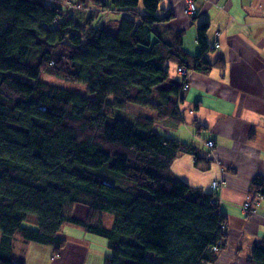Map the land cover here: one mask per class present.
<instances>
[{
    "label": "trees",
    "instance_id": "obj_1",
    "mask_svg": "<svg viewBox=\"0 0 264 264\" xmlns=\"http://www.w3.org/2000/svg\"><path fill=\"white\" fill-rule=\"evenodd\" d=\"M97 1L125 14L116 35L92 27L83 6L0 0V264H82L80 250H92L65 228L106 240L107 254L94 251L100 264H215L211 248L223 249L226 238L215 196L169 175L172 161L199 152L154 130L181 124L171 100L178 84L160 87L171 64L202 75L225 68L206 41L208 24L197 25L198 53L188 56L178 37H159L156 24L171 17L161 16L159 0ZM197 1L186 15L183 0V14L194 17ZM40 73L84 84L88 95L43 83ZM249 194L264 199V176ZM76 205L87 209L83 220L72 217ZM30 218L35 228L24 226ZM38 248L44 255L28 260ZM247 264H264V239Z\"/></svg>",
    "mask_w": 264,
    "mask_h": 264
},
{
    "label": "crops",
    "instance_id": "obj_2",
    "mask_svg": "<svg viewBox=\"0 0 264 264\" xmlns=\"http://www.w3.org/2000/svg\"><path fill=\"white\" fill-rule=\"evenodd\" d=\"M77 1L92 17V27L117 34L120 21L100 20L103 15L123 17L124 13L100 7L97 0H65L62 4L71 8ZM183 6V0H159L164 10L161 16L171 15L156 24L159 37L164 41L178 37L180 51L194 56L198 53L197 25L207 22L206 41L210 46L220 34L214 54L225 68L217 66L207 75L190 71V87L180 103V126L169 129L156 124L155 131L199 152L196 159L182 155L172 161L169 175L173 181L210 194L211 182L220 180L226 238L223 249L216 252L215 264H247L251 248L264 239V200L251 196L254 212L244 216L240 211L251 201L252 180L264 176V0H198L192 18L183 14ZM175 67L169 66L168 79L160 87L179 84ZM206 139L214 141L215 160L206 154ZM80 251L85 255L82 264H100L102 257L96 252Z\"/></svg>",
    "mask_w": 264,
    "mask_h": 264
},
{
    "label": "rangeland",
    "instance_id": "obj_3",
    "mask_svg": "<svg viewBox=\"0 0 264 264\" xmlns=\"http://www.w3.org/2000/svg\"><path fill=\"white\" fill-rule=\"evenodd\" d=\"M60 2H61L60 0H54L53 1V5L59 4V5L63 6V4L60 3ZM70 7H71V9L72 8H75V6H73V5L70 6ZM121 18L122 17H118V16L115 17L113 15H103L101 17V20L100 21L103 23V22H105V21L108 20V21H110V22L113 23L115 21H120ZM168 73H169V70H168ZM14 76L17 77V78H19V79H23V80L26 79L25 77L20 76V75H14ZM38 80L41 81V82H43V83H46V84H49V85H53V86H56V87H59L61 89H65V90H68V91H71V92H74V93L88 95L86 85L81 84V83L72 82V81H69V80H66V79L58 78V77H55V76L50 75V74H47V73H40V75L38 76ZM187 91L188 90L182 92L181 95H183ZM108 100H110V99H108ZM171 100H172L173 104L175 103V105L177 106L178 116L181 119V112H180V103L182 102L181 101V98L178 97L177 99H174L173 98ZM151 101L152 102H156V99L153 97L151 99ZM126 106H127V109L129 111L134 112L136 114H139L142 117H145V118H148V119H152V120H154L156 118L154 111H152L148 107L135 106V105H132L130 103L126 104ZM181 121H182V119H181ZM159 126H156V124H155L154 125V130H156V127H159ZM203 144H204V147L206 149L207 156H209L210 153L213 154V152H214L213 151L214 150V145H215L214 144V141L211 140V139H206V140H203ZM182 155H189V154H182ZM182 155H180V156H182ZM190 156H192V155H190ZM209 158L210 159L212 158V159L215 160L214 155H211V157L209 156ZM99 173H100V175H102L104 177L117 178L118 179V176H113L105 168L99 170ZM215 181L220 182V180H215ZM127 186H132V184L128 183ZM248 199L251 200V196H248ZM75 207L76 208H75V212H74L73 218L76 219V220H79L78 218L85 217V215L87 213V209L83 205H76ZM240 211H241V214L242 215H244V216H250V213L247 210H240ZM83 213H84V215H83ZM109 215L110 214H108V213H103L102 214V218H103L102 219V222L103 223H106V221H108V217L107 216H109ZM33 219L34 218H30V220L26 221L24 223V226L27 227V228H32V227L35 228V224L33 223ZM81 220H83V219H81ZM110 225H111V223L108 224L107 227H110ZM71 228H73V227H71ZM74 230H76L77 232H80V233H74V234L69 233V232H67V228H65L64 233H66L68 235H79L81 237L83 236L84 242H87L89 244L90 250H92V251H89L88 252L89 254H92L93 251H96V252H98L100 254H107L109 252L108 249H107V242H106L105 239H103L101 237H98V236H95V235H91V234H88V233H84V232H82V231H80L78 229H75V228H74ZM17 244H18V241L15 242L14 245H17ZM19 244L21 245L23 243H19ZM33 253H35L37 255L36 256H33ZM31 254L32 255H29V252L27 253V256L26 257H27L28 260L33 259V257H35L34 259H38V257H40L41 255H44V253L41 250H39V248L37 250H34ZM21 256H22V254L20 256H18L20 260L22 259ZM150 256L152 257V259H156L155 258L156 257L155 255L150 254ZM84 264H91V263H88L87 262V263H84Z\"/></svg>",
    "mask_w": 264,
    "mask_h": 264
},
{
    "label": "built area",
    "instance_id": "obj_4",
    "mask_svg": "<svg viewBox=\"0 0 264 264\" xmlns=\"http://www.w3.org/2000/svg\"><path fill=\"white\" fill-rule=\"evenodd\" d=\"M193 1L194 0H186V4H187V7L185 9V14L186 15H192L193 12H194V4H193ZM220 34L217 35V38H216V42L212 45L215 49L218 48V38H219ZM176 73L177 75L181 78V85H180V88H179V91H178V96L177 97H180L181 93L186 91L188 88H189V70L186 69L185 67L183 66H178L176 68ZM212 153L209 154V156L211 157ZM210 188H211V191L212 193L214 194L212 198V202L214 204V206L216 207V210L215 212L218 214L219 213V205L222 203V200L220 198V195L218 194V191L220 189V186H219V182L217 181H212L211 182V185H210ZM251 207L248 203H246L242 208L241 210H247L248 212L250 211ZM212 250L215 251L216 250V247H212Z\"/></svg>",
    "mask_w": 264,
    "mask_h": 264
},
{
    "label": "clouds",
    "instance_id": "obj_5",
    "mask_svg": "<svg viewBox=\"0 0 264 264\" xmlns=\"http://www.w3.org/2000/svg\"><path fill=\"white\" fill-rule=\"evenodd\" d=\"M48 1V0H47ZM49 2V1H48ZM73 6H75V9H78V8H82V5L81 4H77V5H73ZM217 38V37H216ZM215 42H216V40H215ZM217 42H218V40H217ZM213 45V44H212ZM212 45H210V48L211 49H214V50H216V49H218V48H214ZM218 47H219V44H218ZM178 66H176L175 67V72H176V68H177ZM177 74V73H176ZM189 74H190V70H189ZM178 76V75H177ZM180 78V77H179ZM181 79V78H180ZM180 85H181V80L179 81V84H178V91H179V88H180ZM189 87H190V80H189ZM189 89V88H188ZM187 89V90H188ZM178 91H177V95L174 97V99H177L178 97ZM182 96L183 95H180V98H182ZM211 185V184H210ZM211 189V188H210ZM211 193H212V191H211ZM213 194V193H212ZM215 194V193H214ZM213 194V195H214ZM220 198H221V196H220ZM222 200V199H221ZM222 203H223V201H222ZM222 203L219 205V213L218 214H220V206L222 205ZM246 203H248L249 205H250V207H251V205H256L255 204V202H251V201H249V202H246ZM241 210V209H240ZM254 210H255V208H253V207H251V209H250V211H249V213H252V212H254ZM220 229H221V231L223 232V229H224V224H221L220 225ZM216 247V250L215 251H213L212 250V248H211V250H212V252H218L219 250H218V245L217 246H215Z\"/></svg>",
    "mask_w": 264,
    "mask_h": 264
}]
</instances>
